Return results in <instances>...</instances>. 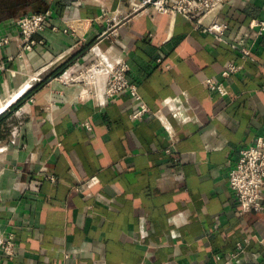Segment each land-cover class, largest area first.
<instances>
[{"label":"crops","instance_id":"obj_1","mask_svg":"<svg viewBox=\"0 0 264 264\" xmlns=\"http://www.w3.org/2000/svg\"><path fill=\"white\" fill-rule=\"evenodd\" d=\"M46 10L68 33L21 51L15 22ZM213 21L223 40L121 0H0V236L14 235L0 264H264V210L239 215L228 184L264 138V34L249 29L264 0H225ZM121 59L137 119L128 94L102 96Z\"/></svg>","mask_w":264,"mask_h":264},{"label":"built area","instance_id":"obj_2","mask_svg":"<svg viewBox=\"0 0 264 264\" xmlns=\"http://www.w3.org/2000/svg\"><path fill=\"white\" fill-rule=\"evenodd\" d=\"M128 4L133 12L145 11L151 9L160 15L179 14L186 17L196 16V25L204 33L211 34L216 38L223 40L228 30V25L224 22L213 21L204 23V19L214 13L219 12L224 5L225 0H121ZM53 16L50 10L32 13L19 18L14 26L18 35V48L21 51L32 52L36 47L42 46L43 41L36 39L45 31L54 35L67 34L66 28H61L52 23ZM249 29L255 32L257 37L264 34V21H253ZM10 43L8 36L0 38V47L7 46ZM234 50L240 51L243 57H247L249 51L239 49L231 45ZM101 64L93 65L90 71L101 70ZM241 70V66L228 64L221 73L222 78H227L231 74H236ZM128 63L121 59L112 66L106 68V77L102 96L104 100H111L121 94H128L135 102L138 108L133 119L140 118L147 113V107L142 103L138 93L137 85L129 79ZM57 80V78H53ZM52 80V78L50 79ZM69 83V82H64ZM91 83V88L83 90L86 96H95L96 89ZM203 85L206 89L216 92L220 96H226V90L221 83L213 79H205ZM83 126L88 129L90 126L84 123ZM228 184L233 192L237 202L239 215L247 213H258L264 210V138L257 137L247 147L240 152L238 160L229 169ZM14 252V235L9 232L0 236V254L3 257H10ZM1 262V257H0Z\"/></svg>","mask_w":264,"mask_h":264},{"label":"trees","instance_id":"obj_3","mask_svg":"<svg viewBox=\"0 0 264 264\" xmlns=\"http://www.w3.org/2000/svg\"><path fill=\"white\" fill-rule=\"evenodd\" d=\"M66 66H67V64H64L63 66H61V68H59L57 71H55V72L51 75V77H54V76H56L57 74H59V72H61L62 70H64V69L66 68ZM20 101H21V100H19V103H20ZM19 103H17V105H18Z\"/></svg>","mask_w":264,"mask_h":264},{"label":"water","instance_id":"obj_4","mask_svg":"<svg viewBox=\"0 0 264 264\" xmlns=\"http://www.w3.org/2000/svg\"><path fill=\"white\" fill-rule=\"evenodd\" d=\"M36 83V82H35ZM32 86V85H31ZM2 111H0V113H1Z\"/></svg>","mask_w":264,"mask_h":264}]
</instances>
